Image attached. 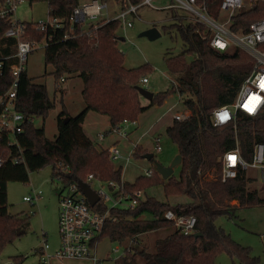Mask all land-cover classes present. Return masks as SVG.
Segmentation results:
<instances>
[{
	"label": "trees",
	"instance_id": "1",
	"mask_svg": "<svg viewBox=\"0 0 264 264\" xmlns=\"http://www.w3.org/2000/svg\"><path fill=\"white\" fill-rule=\"evenodd\" d=\"M35 1L47 2L50 17L62 21L64 27L37 31L34 22H26L28 33L37 41L50 43L45 49L44 61L46 65L53 66L52 74L56 79L66 80L71 75L82 78L86 106L76 117L63 110L58 119V136L48 138L44 127H37L34 121L37 117L46 118L55 108V100L50 97L45 84L36 83L27 72L23 73L16 103V109L28 118L23 132L17 135L22 153L18 152V145L10 143L11 137L0 131V156L12 153L21 158L18 163L7 161L0 166V253L8 244L23 237L30 226L28 215L22 212L14 214L8 209L7 184L10 181L27 182L30 172L48 165L52 166L53 173L67 167L70 169L67 176L77 180H85L88 174L101 180H120L123 168L110 158L107 148L84 130L86 114L95 111L106 115L112 129L126 121H137L149 107L178 93L191 112L187 119L173 120L166 129L181 156L179 175L164 179L154 170L152 176L141 175L134 182L127 181L126 187L129 191L143 190L145 194L147 188L163 185L166 195L185 194L192 202L173 206L154 196H144L134 208H114L105 222L101 239L137 242L140 234L173 226L164 217L168 209H173L177 214L194 215L196 232L202 235H184L177 229L156 241L155 252H149L146 247L136 253L133 250L126 256L128 261L134 254H140L145 264H215L216 256L226 251L240 264H259V257L251 256L250 249L236 242L216 225L215 220L225 214L234 216L237 207L263 204L264 197H260L257 190L250 189L251 179L244 172L226 181H222L220 175L216 180L206 178L209 171L220 174L221 157L236 147L237 140L248 161L252 160L254 145L264 142V111L257 116L241 112L236 129L232 124L214 126L210 120L214 108L235 100L243 81L254 68L253 59L238 48L233 51L213 48L210 39L202 36L206 29L201 23L176 24L185 48L183 52L166 58L168 70L177 75L176 85L156 93L149 106H144L136 86L141 85L139 78L145 75L147 66H125L124 53L118 46L120 21L102 23L97 28L85 23L72 24L70 17L82 0H30ZM115 1L126 8L129 3L138 4L142 0ZM207 2L209 12L217 16L221 0ZM262 17L264 0H257L238 12L232 29L245 30L252 21ZM9 26L8 22L0 21V58L15 51L16 40L4 35ZM86 26L87 32L79 35ZM67 32L79 37L65 40ZM15 62L12 56L3 61L0 95L14 80L11 68ZM57 89L63 90L61 82H57ZM140 148L139 144L135 146L133 156L139 155ZM232 201H237V204H232ZM96 209L104 211L99 206ZM25 260V256L17 255L10 264H25Z\"/></svg>",
	"mask_w": 264,
	"mask_h": 264
},
{
	"label": "rangeland",
	"instance_id": "2",
	"mask_svg": "<svg viewBox=\"0 0 264 264\" xmlns=\"http://www.w3.org/2000/svg\"><path fill=\"white\" fill-rule=\"evenodd\" d=\"M108 12L114 15L121 11V6L115 0H107ZM157 5H171L172 0H156ZM16 16L21 21L42 22L50 21L48 4L45 1L30 2V0H20L16 10ZM192 15L183 9L169 8L166 10H156L150 6L143 5L138 9L137 15H130L132 26L118 30L121 36L119 48L124 53L125 66L136 68L146 65L145 75L149 83L144 87L154 92H163L172 89L176 83L177 75L168 70L166 58L177 55L184 50V43L178 33L176 24L181 22H191ZM156 28L160 35L152 38L142 35L148 29ZM124 38V40H122ZM230 48L228 51H233ZM45 48L39 46L29 56L27 72L36 83L47 86L50 97L55 100V108L52 109L46 118L37 117L34 121L37 127H44L46 136L54 139L59 134L58 119L63 110H67L70 116L76 117L86 106L82 95L83 80L76 75L69 76L61 81L52 74L53 66L46 65L44 61ZM191 58V57H189ZM141 76V77H143ZM57 82H61L62 91L57 89ZM140 83V78H139ZM144 106H149L150 100L141 96ZM173 107V111L169 107ZM189 113L185 106L184 99L178 93L171 94L162 103L149 107L137 119L139 124L128 122L126 125L127 137H121L117 133L110 135L103 143L102 147L108 146L114 139H118L119 146L124 153L131 150L134 145L141 146L137 157L133 156L128 165L122 161L115 162L117 166L124 165L123 179L134 182L137 177L144 175L147 168L156 170L155 162L174 168V175L180 172V163L177 160L178 152L176 145L169 139L166 129L173 122V112ZM110 120L106 115L92 111L87 117V131L95 138L98 132H103L109 126ZM138 125V126H137ZM137 126V127H136ZM160 136L161 141L157 143L155 137ZM160 145L162 150H157ZM142 153H153L154 160L143 158ZM222 160V157H221ZM157 171V170H156ZM52 166L48 165L40 170L29 173V181H10L7 184L8 209L11 213H24L30 217V226L27 233L20 239L8 244L0 253V264H10L14 256L22 255L26 257L25 264H39V252L44 235L49 244V253L54 254L60 245L59 231V191L61 185L52 181ZM158 173V172H157ZM159 174V173H158ZM246 176L251 179L249 187L257 190L260 197H264V186L253 177L259 179L258 170L250 169ZM160 175V174H159ZM222 174H215L213 171L206 173V178L216 180ZM97 187V183H93ZM41 189L43 194L36 203H29L24 200V196L31 193L32 188ZM144 196H154L157 199L169 203L170 205L188 204L192 200L185 194L166 195L163 185H153L145 190ZM237 204V201H232ZM215 223L223 228L231 237L242 246L250 249L251 256L259 257L260 263L264 264V203L254 206L237 207L236 214L231 216L225 214L219 216ZM177 228L168 226L166 228L140 234L137 242L131 239L122 243L111 241L104 237L98 245V257L100 264H145V260L140 254H134L132 259H126L125 249L132 247L134 253L146 247L149 252H155L156 241L176 231ZM119 247L118 252L113 249ZM53 260L52 264H56ZM63 264H94L90 259H67ZM215 264H240L237 258H232L226 252H220L215 258Z\"/></svg>",
	"mask_w": 264,
	"mask_h": 264
},
{
	"label": "built area",
	"instance_id": "3",
	"mask_svg": "<svg viewBox=\"0 0 264 264\" xmlns=\"http://www.w3.org/2000/svg\"><path fill=\"white\" fill-rule=\"evenodd\" d=\"M255 1L257 0H221L218 15L214 16L208 10L207 0H172L171 5H157L156 0H142L138 4L129 3L126 8L121 7V11L114 15L109 14L106 2L82 0L74 9L70 22L72 24L85 23L97 28L102 23L120 21L124 29H127V27L132 26V20L129 19V16L137 15L138 9L143 5L156 10L178 8L187 11L192 15L191 22H198L205 26L206 32H202L203 34L199 30L197 31L202 34L203 38L210 39V45L213 48L220 51H228L232 47L238 48L254 61V68L243 81L235 100L214 108L210 113V120L214 126L232 124L236 129L241 112L250 116H257L264 111V88L261 87V83L264 81V17L252 21L245 30L234 31L232 29L234 17L238 12L252 6ZM18 2L20 0L0 1V21H6L10 24L4 35L16 40L15 51L10 55L16 59L11 68L14 80L8 90L0 95V131L6 132L12 139L10 143L16 145H18L17 135L23 132L24 124L28 121V118L16 109L21 77L24 72H27L30 54L39 46L46 49L50 45L48 41H37L29 35L26 21H21L16 16ZM34 26L37 31H46L49 27L55 29L64 27V24L57 18L50 17L49 22H34ZM86 28L87 26L82 28L79 35L86 33ZM71 29L73 28L71 27ZM79 35L72 36L67 32L64 39L77 38ZM10 56L0 58V73L3 61ZM61 81L64 79L62 78ZM140 83L144 87L145 84L149 83V80L143 76L140 78ZM174 84L176 85V83ZM173 107H169V110L173 111ZM249 108L252 110L250 111ZM172 116L174 120L182 121L190 115L184 111H177L173 112ZM127 123L126 121L122 126L110 129L108 134L105 131L98 132L96 142L103 143L113 133L127 137L129 134L126 129ZM155 141L159 143L161 137H155ZM136 145L124 153L119 142L116 141L107 147V150L114 162L122 161L124 165H128L133 158ZM157 150H162V147L158 145ZM18 152L22 153L19 145ZM230 156L236 157L234 162L229 160ZM7 161L18 163L21 158L12 153L6 157L0 156V166ZM124 165L122 164L121 167L123 168ZM250 169L259 171V179L253 177V180L259 181V184L264 186V142L254 145L252 160L248 161L244 158L237 140L236 147L226 151L222 156V181L237 178L241 173H246ZM67 174H70V169L62 167L56 169L52 176V181L61 185L58 194L60 245L54 254L49 253V244L44 235L42 245L38 249L39 264H52L53 260H56V264H63V261L67 259H90L94 264H100L98 245L110 211L114 208L136 207L144 198V191L140 189L129 191L126 187L127 181L123 179V176L120 180H101L93 174H88L86 179L82 181L89 184L99 197L95 205L91 206L79 187V180L69 177ZM153 174L154 169L152 167L144 171L146 176ZM94 182L97 183V187L93 186ZM42 194L41 189L33 187L31 193L24 196V200L29 203H36ZM96 206L103 208L104 211L96 209ZM164 217L171 221L184 235L196 232L197 219L194 215L177 214L173 209H168ZM113 251L118 252L119 247L117 246ZM132 252L133 248L127 247L124 255L128 256Z\"/></svg>",
	"mask_w": 264,
	"mask_h": 264
},
{
	"label": "water",
	"instance_id": "4",
	"mask_svg": "<svg viewBox=\"0 0 264 264\" xmlns=\"http://www.w3.org/2000/svg\"><path fill=\"white\" fill-rule=\"evenodd\" d=\"M142 35L145 36H150L152 38L158 37L160 35V33L158 32V30L156 28H151L148 29L147 31H144L142 33ZM122 40H124V38H122ZM138 92L140 93L141 96L145 97L148 100H152L154 98L155 93L150 91L149 89L138 85L136 86ZM69 118H65V120L67 121ZM154 157L153 153H146L145 155H143V158L147 159V160H152ZM177 160L180 163L181 161V156L178 155L177 156ZM155 166H156V170L157 172L164 178V179H168L171 175H173L174 173V168L171 166H165L162 163L159 162H155ZM79 187L82 190V192L86 195L89 203L91 206H94L95 203L99 200V197L96 195L95 191L90 187L89 184L85 183L82 180L78 181ZM202 234L200 232H196L194 233L195 237H199Z\"/></svg>",
	"mask_w": 264,
	"mask_h": 264
},
{
	"label": "crops",
	"instance_id": "5",
	"mask_svg": "<svg viewBox=\"0 0 264 264\" xmlns=\"http://www.w3.org/2000/svg\"><path fill=\"white\" fill-rule=\"evenodd\" d=\"M92 113V111H89L87 114H86V117H85V121H84V123H83V128H84V130L86 131V133H87V135L89 136V137H91L93 140H95L96 141V137L95 138H93L89 133H88V131H87V129H86V125H87V117L89 116V114H91ZM135 123H137V124H139V121L137 120ZM138 126V125H137ZM136 126V127H137ZM110 127H111V125H110V123H109V126L105 129V132H108V130L110 129ZM97 136V135H96ZM116 141H118V139L116 138V139H114L108 146H105V148H107V147H109L112 143H114V142H116ZM100 144V143H99ZM38 251V250H37ZM39 252V251H38Z\"/></svg>",
	"mask_w": 264,
	"mask_h": 264
},
{
	"label": "snow or ice",
	"instance_id": "6",
	"mask_svg": "<svg viewBox=\"0 0 264 264\" xmlns=\"http://www.w3.org/2000/svg\"><path fill=\"white\" fill-rule=\"evenodd\" d=\"M261 87L264 88V81H262V83H261ZM250 99H256V98H250ZM249 110L251 111L252 109L249 108ZM235 159H236V157H234V156H230V157H229V160L232 161V162H234Z\"/></svg>",
	"mask_w": 264,
	"mask_h": 264
}]
</instances>
